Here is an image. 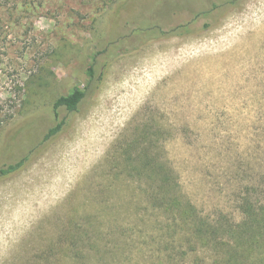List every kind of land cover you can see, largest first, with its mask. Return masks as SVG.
I'll use <instances>...</instances> for the list:
<instances>
[{
    "label": "rangeland",
    "instance_id": "1",
    "mask_svg": "<svg viewBox=\"0 0 264 264\" xmlns=\"http://www.w3.org/2000/svg\"><path fill=\"white\" fill-rule=\"evenodd\" d=\"M10 139L33 155L0 178V264H162L164 168L199 215L240 222L264 188V0H0V169L25 156Z\"/></svg>",
    "mask_w": 264,
    "mask_h": 264
},
{
    "label": "trees",
    "instance_id": "2",
    "mask_svg": "<svg viewBox=\"0 0 264 264\" xmlns=\"http://www.w3.org/2000/svg\"><path fill=\"white\" fill-rule=\"evenodd\" d=\"M150 31L157 32V29H149L147 33L139 30L134 32V36L143 37V32L150 36L153 33L149 34ZM92 61L94 64L97 63L98 55L92 56ZM104 75L102 71L97 78L91 77L83 87H75L68 95L61 96L56 100L54 114L57 123L48 130L44 137V143L55 139L64 131L66 125L71 124L67 120L68 117L60 120V111L66 110L69 116L81 113L84 101L97 93ZM13 141L10 139L6 142L3 156L15 154L21 156L25 154V156L15 163L1 168L0 178H7L19 172L33 155V152L26 155L27 144H23L16 151L17 147ZM160 172H163V177L158 187L159 192L152 195V199L154 203L158 204L165 217L161 228L164 232L160 237L161 241H159V249L166 252L164 258H161L162 264H245L256 251L257 245L264 248V202L259 201L260 197L264 195L263 187L254 190L257 193L256 198H253L251 188L247 190L248 196L243 199L241 206L242 210L244 209L246 212V216L242 217L240 222H235L225 214H221L222 218L218 220H210L208 217L199 215L192 202L183 201V196L176 191L178 189L169 170L164 168ZM182 230L184 233H180ZM67 238L74 245L75 239H83L80 234H70ZM84 239L85 241L90 240L86 236ZM91 248H97V246L91 244ZM67 251L76 256L75 258L78 260L75 262L76 264H88L85 262L88 256L84 249L79 251L69 249ZM202 251L205 253L202 254ZM98 252L106 255L108 259L113 255L112 251L107 248ZM187 256L192 259L189 260ZM103 264L109 263L106 260Z\"/></svg>",
    "mask_w": 264,
    "mask_h": 264
}]
</instances>
